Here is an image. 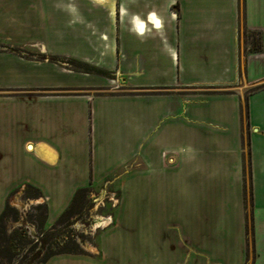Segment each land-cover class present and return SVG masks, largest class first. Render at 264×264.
<instances>
[{
    "label": "crops",
    "instance_id": "1",
    "mask_svg": "<svg viewBox=\"0 0 264 264\" xmlns=\"http://www.w3.org/2000/svg\"><path fill=\"white\" fill-rule=\"evenodd\" d=\"M8 14L41 23L0 39L112 75L0 52V214L27 185L48 227L79 188L122 195L97 255L44 264H264V0H0Z\"/></svg>",
    "mask_w": 264,
    "mask_h": 264
},
{
    "label": "rangeland",
    "instance_id": "2",
    "mask_svg": "<svg viewBox=\"0 0 264 264\" xmlns=\"http://www.w3.org/2000/svg\"><path fill=\"white\" fill-rule=\"evenodd\" d=\"M74 5L76 6V4ZM5 16L6 17L0 19V30L2 31H10L13 33L29 32L24 34L31 35L30 32L38 28V25L41 23V20L39 23L38 20L27 19L25 17L22 18L11 14ZM42 22V24L45 25L47 24L48 20L45 19L42 20ZM81 22L82 21L78 20L76 22L73 21L74 27H80ZM34 33L37 34L35 31ZM243 42H245L244 46L247 43L251 44V48L253 49V47L258 44L259 37H255V35L252 36V34L246 32L245 30L243 34ZM0 52H12L18 54L21 57L39 62H53L63 70L86 72L85 70L88 68L87 65H84L85 63L77 62L67 56L51 55L45 50L41 43H18V41L16 42L12 39H0ZM106 75L109 78L112 77L111 73ZM59 89L52 87H40L39 92L51 94L60 91ZM61 89L66 90L67 88ZM126 89L129 88L123 86L116 90ZM183 89L184 91H187L186 88ZM251 89L254 88L252 87ZM17 90L25 91L26 89L23 88ZM87 90H89V88H87ZM94 91H96V93H105L108 92L109 89L100 87L96 88ZM28 198H31L32 201H34L32 198H35L36 201H42L40 196L28 197L25 194H22L21 191H17L16 193L10 195L9 200L14 206L17 207L21 218L19 220H9L7 223V232L10 233L15 229L24 228L27 233L26 235L21 234L20 236L24 235L26 240L32 241V243L36 242L38 237L43 239L44 243L41 244L39 241L37 246L32 251H27V248H29L32 243L28 244L25 248L15 247L12 250L14 253V259L11 260V262H8L5 257H2L3 264H28L37 256L42 255V253L46 251L47 245L51 242H58V244L55 245H60L61 243L64 245H69L75 249V251L67 253L97 255L99 252L98 237L102 232L114 226V221L116 218L115 212L122 201L120 190L108 189L105 193L102 191H93L92 193L88 192L86 194L85 200L82 202L76 213L70 216L64 224L57 225L54 232L57 233V236L55 238H50L48 237V233H50V231L48 232V230H46L47 227L40 229L39 226V228H37L36 223L42 209H37V203H30L31 200L28 201ZM53 223H55V220L51 224ZM42 230H45V234L42 233ZM54 249L57 248L54 247Z\"/></svg>",
    "mask_w": 264,
    "mask_h": 264
},
{
    "label": "trees",
    "instance_id": "3",
    "mask_svg": "<svg viewBox=\"0 0 264 264\" xmlns=\"http://www.w3.org/2000/svg\"><path fill=\"white\" fill-rule=\"evenodd\" d=\"M261 48V43L259 42L253 47V50H258ZM80 62V61H77ZM87 65V64H84ZM87 69L85 70L86 72H97V73H103V74H109L107 70H103L100 68H96L95 66L92 65H87ZM251 181V180H250ZM252 189L251 183H250V190ZM90 191L89 187H83L79 188L76 193L73 196V199L69 206L59 215V217L55 220V223L51 226H46V220L48 216V208L46 203H41L37 204L36 208L39 209L41 208L42 211L38 217L37 220V228H46L48 232V237L50 238H55L57 236V233L55 232L56 226L64 224L67 219L72 216L73 214L76 213V211L79 209L81 206L82 202L85 200L86 194ZM24 194L28 197H36L40 195V190L34 186L27 185L24 191ZM250 194L252 195V191H250ZM20 213L18 212L17 208L12 206L10 203L9 198L6 201V204L0 214V264H3L2 262V257H5L8 262H11L14 258V253L12 250L15 247L18 248H25L28 244L32 243V241L26 240L25 236H20L21 234L27 233V231L24 228H19L11 231L10 233L7 232V223L12 220H19ZM45 230H42V233H44ZM247 231L248 234L251 231V234L253 235V227L252 225L247 226ZM53 232V233H52ZM41 235V233H40ZM50 235V236H49ZM70 238V237H69ZM44 243L43 239H40L37 237L36 242L32 243L29 248H27V251H32L34 248L37 246L38 242ZM58 244V242H51L47 245L46 251L42 253V255L37 256L34 260L30 261L28 264H44L50 257L56 254H61V253H67V252H73L75 249L73 247H70L69 245H55ZM63 245V246H62ZM62 246V247H61ZM57 248V249H54ZM36 260V261H35ZM4 261V260H3Z\"/></svg>",
    "mask_w": 264,
    "mask_h": 264
}]
</instances>
